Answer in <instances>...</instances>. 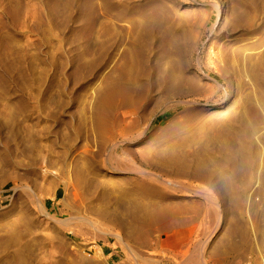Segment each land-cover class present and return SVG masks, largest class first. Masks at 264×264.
<instances>
[{
    "label": "rangeland",
    "instance_id": "374dc122",
    "mask_svg": "<svg viewBox=\"0 0 264 264\" xmlns=\"http://www.w3.org/2000/svg\"><path fill=\"white\" fill-rule=\"evenodd\" d=\"M257 47L264 0H0V264H264Z\"/></svg>",
    "mask_w": 264,
    "mask_h": 264
},
{
    "label": "bare ground",
    "instance_id": "6f19581e",
    "mask_svg": "<svg viewBox=\"0 0 264 264\" xmlns=\"http://www.w3.org/2000/svg\"><path fill=\"white\" fill-rule=\"evenodd\" d=\"M257 50H253L252 54L254 55L255 58V63L253 65V71H257L258 68L263 67L264 68V51H261V49H258V47L256 48ZM171 79H175L174 75L170 76ZM172 108H175V105L172 106ZM153 121V118L150 117L147 119V121L145 122V125L138 131H133L131 130L130 127V122H124L122 125H120V128H118V130L116 131L117 133L112 137V139L110 140V150H113L117 147L118 144H127V143H134L140 139H142V137H144L146 135V133L148 132V129L151 125ZM260 157L261 160L264 158V148L261 149V153H260ZM203 173H208V171H204V170H195L193 173H188L187 177H194V178H198L201 174ZM166 185L169 186L171 189L176 190V188L183 192V193H196V194H200L203 195L204 191H201L199 189L196 188H200V187H196L195 185L191 184V185H187L185 184V182H179V181H172V180H167L166 181ZM206 187L204 186L203 188L200 189H205ZM207 189V188H206ZM255 188H253V190L250 193V197H252V194L255 192L254 190ZM175 239L174 237L171 239H165L163 240V242H166V244L171 245V248L168 246L167 251L170 253L175 252V250H173V246L177 244V242L179 243L180 241L178 240H174L177 242H173L172 240ZM260 245H262V248H264V233L261 236V242ZM264 252V251H263ZM196 252H192L189 256H187L184 260L186 261L185 264H196L197 262V255L195 254ZM264 262V260H263Z\"/></svg>",
    "mask_w": 264,
    "mask_h": 264
}]
</instances>
